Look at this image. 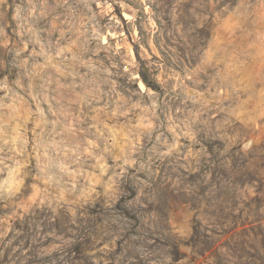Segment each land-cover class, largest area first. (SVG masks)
<instances>
[{
	"label": "clouds",
	"instance_id": "clouds-1",
	"mask_svg": "<svg viewBox=\"0 0 264 264\" xmlns=\"http://www.w3.org/2000/svg\"><path fill=\"white\" fill-rule=\"evenodd\" d=\"M0 264H264V0H0Z\"/></svg>",
	"mask_w": 264,
	"mask_h": 264
}]
</instances>
